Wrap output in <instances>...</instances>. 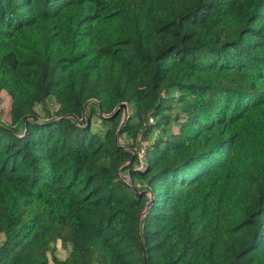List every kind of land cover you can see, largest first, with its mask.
<instances>
[{"label": "trees", "instance_id": "1", "mask_svg": "<svg viewBox=\"0 0 264 264\" xmlns=\"http://www.w3.org/2000/svg\"><path fill=\"white\" fill-rule=\"evenodd\" d=\"M3 93L0 264H264V0H0Z\"/></svg>", "mask_w": 264, "mask_h": 264}, {"label": "rangeland", "instance_id": "2", "mask_svg": "<svg viewBox=\"0 0 264 264\" xmlns=\"http://www.w3.org/2000/svg\"><path fill=\"white\" fill-rule=\"evenodd\" d=\"M11 105H12V100L10 96H8L7 93H3L0 98V120L3 123H6V125L8 126L11 124V117H10ZM47 108L49 113L51 114L54 113V111L56 110V107L52 101L48 103ZM37 111L42 118L48 117V114L44 112L42 108H38ZM121 140L124 141V136L122 137ZM145 144L147 145V143ZM146 166H148V164H146ZM53 251L55 255H57L60 259H66L71 252L70 247L63 248L60 245H56Z\"/></svg>", "mask_w": 264, "mask_h": 264}, {"label": "built area", "instance_id": "3", "mask_svg": "<svg viewBox=\"0 0 264 264\" xmlns=\"http://www.w3.org/2000/svg\"><path fill=\"white\" fill-rule=\"evenodd\" d=\"M151 122H153V120H150ZM137 152V156H136V164L134 162L133 167L135 168V170L137 171H145L146 169V164H148L149 162V158H148V151H147V146L145 144H141L140 149L136 151ZM123 172L119 173V179L122 180L123 182H125L126 184H130L132 179L131 176L129 174H122ZM140 186V184H139Z\"/></svg>", "mask_w": 264, "mask_h": 264}, {"label": "water", "instance_id": "4", "mask_svg": "<svg viewBox=\"0 0 264 264\" xmlns=\"http://www.w3.org/2000/svg\"><path fill=\"white\" fill-rule=\"evenodd\" d=\"M121 110H124V111H125V114H126V113H127V110H128L127 105H126V104H122V105H120L114 116H116ZM31 118H32V117H31ZM136 156H137V152L134 151L132 159L130 160V162H129L125 167H123V168L121 169V172H124V171H126V170H131V169H133V165H134V162H135ZM142 194H144V193L138 192V196H142ZM151 202H152V201H151ZM151 202L149 203V205H151Z\"/></svg>", "mask_w": 264, "mask_h": 264}]
</instances>
